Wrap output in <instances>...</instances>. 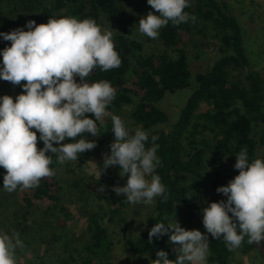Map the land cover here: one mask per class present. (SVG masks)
I'll return each instance as SVG.
<instances>
[{
    "label": "trees",
    "instance_id": "obj_1",
    "mask_svg": "<svg viewBox=\"0 0 264 264\" xmlns=\"http://www.w3.org/2000/svg\"><path fill=\"white\" fill-rule=\"evenodd\" d=\"M184 10L195 15V22L189 20L173 25L169 21L161 27V52L146 54L142 42L119 33L112 39L121 60L119 67L106 71L95 67L85 78L89 83L106 79L115 89L113 100L106 106L107 118L97 122L98 136L86 134L89 140H95V146L105 145L112 136L111 115H118L130 105H133L129 113L131 123L142 126L149 137H158L155 143L158 145L160 164L155 172L166 187L168 199L156 197L143 233L126 241L133 254L151 259L156 258L155 251L158 249H164L169 259H175L176 255L167 242V234L159 239L154 236L151 243L147 241L148 230L154 223L176 220L181 227L200 230V202L204 189L211 192V201L226 199L215 189L225 185L239 170L233 173L223 170L220 163L224 159L235 157L242 148L247 150L250 160L264 158V76L252 69L239 20L225 0H190ZM59 16L88 17L99 26L104 17L118 24L130 23L121 0H0V31L24 28V20L46 23L49 17ZM199 26H202L199 31L208 27L213 30V38L218 42V56L211 67L197 73L196 86L171 128H158L170 122L168 113L161 110L158 103L167 94H174L190 85L192 74L185 37L190 38L193 29ZM6 45H10V41L0 38V49ZM85 115L92 116L90 113ZM210 134L211 138H208ZM70 140L65 138L61 143ZM150 143L149 140L146 146ZM53 144L56 146L55 142ZM42 146L43 142L37 140V147ZM80 155L87 157L90 152L86 150ZM78 160L82 162L80 156ZM60 165L56 154H51L49 167L54 169L55 174L42 177L36 187L26 188L19 212L24 222L28 220L34 200L60 202ZM5 172L0 167V185ZM113 177H118V183L114 180L112 183L122 186L127 174L122 178L118 172V176ZM96 188L103 209L106 205L113 214H118L125 206L123 194L117 196L112 188L98 191L100 186L97 184ZM3 190L0 186V198ZM76 197L81 198L79 193ZM3 206L0 202V230L5 220ZM60 212L64 217L69 216L65 208H60ZM103 213L105 211L102 214L86 211L87 226L82 235L86 264H96L97 258L108 256L111 250ZM208 241L209 261L212 263L230 264L234 252L249 255L258 251L264 258V239L249 244L245 237L240 246L232 250L225 246L222 238L213 239L209 234Z\"/></svg>",
    "mask_w": 264,
    "mask_h": 264
},
{
    "label": "clouds",
    "instance_id": "obj_2",
    "mask_svg": "<svg viewBox=\"0 0 264 264\" xmlns=\"http://www.w3.org/2000/svg\"><path fill=\"white\" fill-rule=\"evenodd\" d=\"M146 2L158 12L149 11L138 21V31L147 37L156 38L169 21L179 25L196 20L184 10L190 0ZM24 28L0 31V38L10 41L0 49V80L23 90L15 99L0 95V167L6 170L0 186L7 192L18 186L36 187L42 177L54 175L49 167L51 154L63 164L95 147V140L86 134L98 136L97 122L107 115L106 106L115 89L106 79L89 83L85 78L95 67L106 71L121 63L112 32L102 30L92 18L49 17L46 23L27 20ZM111 131L114 139L109 152L102 154V166H96L101 169L99 176L109 166L118 165L120 177L127 174V179L122 186H112L117 196L123 194L130 204L150 205L155 197L167 200L166 187L155 172L160 164L158 137H149L142 126L129 129L115 114L111 115ZM65 138H71L70 142L61 143ZM37 140L43 142L42 147H37ZM149 140L150 146H146ZM233 168L238 174L215 189L226 199L207 202L200 209L205 233L181 227L176 220L152 225L147 241L167 234L176 255L169 259L164 249H158L149 264H207L208 234L222 238L229 250L239 247L245 237L249 244L264 239V158L250 160L242 148L235 154ZM23 247L18 232L0 230V264H16V249Z\"/></svg>",
    "mask_w": 264,
    "mask_h": 264
},
{
    "label": "rangeland",
    "instance_id": "obj_3",
    "mask_svg": "<svg viewBox=\"0 0 264 264\" xmlns=\"http://www.w3.org/2000/svg\"><path fill=\"white\" fill-rule=\"evenodd\" d=\"M225 1L230 5L243 29L244 46L252 69L264 76V0ZM121 6L127 18L130 19V23L118 24L104 17L100 25L101 29L111 31L112 39L115 35L122 33L142 42L146 54L161 52L159 34L156 38H150L138 31V21L142 16L149 11H153L154 14L158 12L153 10L146 0H121ZM200 29L202 26L193 29L190 38L185 37L186 42L188 41L186 50L192 74L190 85L174 94H167L158 103V107L170 117L168 124L160 125L158 128L165 130L171 128V124L177 120L180 109L196 86L197 73L211 67L218 56L216 47L218 42L213 38V30L210 27L202 31H199ZM20 83L23 84L25 81L22 80ZM22 91L19 85L14 86L9 81L0 80V95L8 94L15 99V96ZM132 108L133 105H130L118 113L129 129L138 127L131 123L129 117ZM102 118H107V115ZM208 138H211V134ZM113 139L112 133L105 145L90 149L89 156L84 157L79 154L82 162L77 159L61 164L58 176L61 186L60 202L56 204L49 199L34 200L31 213L25 222L20 218L21 213L19 212L21 211L20 204L23 205L22 200L27 191L26 188L21 189L18 186L12 192L3 190L0 198V202L4 205L5 217L2 230L18 232L24 244L23 248L16 249V264H86L87 255L82 242V235L87 226L86 211L101 214L105 211L103 224L108 229V240L112 244L109 255L97 258L96 264H149L151 258L133 254L127 248L126 241L135 239L143 233L146 220L153 211L156 197L150 205L130 204L125 200L122 210L118 214H113L108 206L105 205L104 209L101 207L102 202L99 200L101 198L98 197L97 188L95 189L96 184L103 186L104 190L112 188L113 180L118 183V177L113 176H118L120 166H109L101 172L100 176L101 169H98L102 166V154L109 152V145ZM260 155L261 150L259 149L258 156ZM234 163V156L227 157L220 163V167L233 173L238 171L233 168ZM122 183H126V180L124 179ZM203 192L201 208L206 206L212 197L208 189H204ZM78 193L81 198L76 197ZM60 208H65L69 216L64 217ZM15 212H17L16 215ZM200 231L206 232L203 224H201ZM168 244L173 248L171 243ZM209 256L208 253L207 264H216L209 261ZM230 264H264V258L258 251H252L249 255L234 252Z\"/></svg>",
    "mask_w": 264,
    "mask_h": 264
}]
</instances>
